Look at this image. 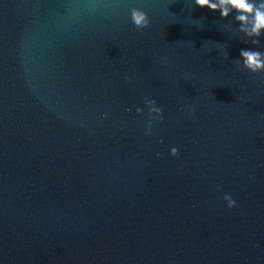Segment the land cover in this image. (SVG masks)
Masks as SVG:
<instances>
[{"label":"water","instance_id":"water-1","mask_svg":"<svg viewBox=\"0 0 264 264\" xmlns=\"http://www.w3.org/2000/svg\"><path fill=\"white\" fill-rule=\"evenodd\" d=\"M233 16L0 0V264H264V73L234 63L264 37Z\"/></svg>","mask_w":264,"mask_h":264},{"label":"clouds","instance_id":"clouds-1","mask_svg":"<svg viewBox=\"0 0 264 264\" xmlns=\"http://www.w3.org/2000/svg\"><path fill=\"white\" fill-rule=\"evenodd\" d=\"M195 6L207 8L210 11L218 12L222 19L227 20L233 15V20L238 24L237 31L242 33L252 45H259L264 37V0H193ZM131 22L137 31H142L150 25V17L144 11L133 9ZM230 27V26H229ZM234 63L237 69L241 67L252 74L264 73V52L253 49H241L239 59ZM125 79H131L126 76ZM149 112L147 131L150 133L154 123L163 122V111L156 105L155 100H147L146 105ZM137 111H141L137 109ZM170 154L173 157L179 155L176 147L171 148ZM224 200L229 208L236 207L235 201L230 195H225Z\"/></svg>","mask_w":264,"mask_h":264}]
</instances>
